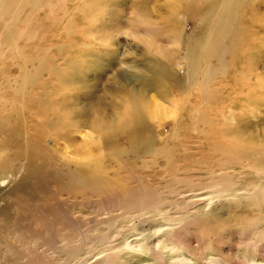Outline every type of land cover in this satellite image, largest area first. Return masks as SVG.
<instances>
[{
  "label": "rangeland",
  "instance_id": "obj_1",
  "mask_svg": "<svg viewBox=\"0 0 264 264\" xmlns=\"http://www.w3.org/2000/svg\"><path fill=\"white\" fill-rule=\"evenodd\" d=\"M74 2L72 0L67 4L69 9L61 4L55 7V20L42 15L38 23L32 21L30 25L32 10H25L19 25L23 34L20 47L24 50L8 52L9 60L0 61V102H3L0 103V176L7 175L11 179L4 188L0 186V264H169L176 258L179 248L195 264H206L204 257L210 253L220 255L228 264H251L255 260L264 263V178L241 159L248 149H264V87L254 86V79H248L256 73L264 74L262 28L258 23L252 25L248 16V25L252 28L247 37L253 39L251 36L255 34L253 36L258 35L256 38L261 40H250L248 48L235 56L240 61L242 58L247 60L251 51H260L258 72L255 70L248 74L246 71L237 76L238 70L236 73L215 70L209 76L218 80L207 79L206 89L194 90L189 98L193 105H198L201 101L199 95L211 96L212 111L204 120L214 124L215 139H211L212 143L198 131L200 126L206 129L204 131L211 130L207 122L198 120L203 106L196 113L192 111L196 120L186 132L187 139L183 138L180 143L178 137L172 136L180 131L177 125L182 122V115L176 116L174 121H164L165 128L162 129L155 124L160 120L152 119L144 110L143 120L134 136L138 145L148 137H154L155 147H159L161 142L157 138L161 133L163 138H170L171 145L176 144L178 151L175 163L166 157L151 161L155 153L115 156L114 149L122 146L129 148V142L124 135L126 132L118 130L111 118L115 116L116 106L122 102L126 91L140 87L142 76L152 82V85L143 88L149 95L148 99L150 96L158 98L170 113L174 112L173 107L179 102L185 109L182 84L174 91L169 87L174 80L165 72L152 67L148 69L155 54L145 49L141 36L146 32L138 30L134 23L138 24L142 17L149 19V13L133 7L132 0H86L82 9L86 10L91 20L95 19L90 22L76 9L79 0ZM149 2L147 8L153 10L149 20L155 21L161 28L152 31V34L167 50L169 57L173 54L178 58L179 68L175 70L180 69V75H183V61L187 56L184 35L178 40L179 45L173 44L161 24V17L166 18L170 14L168 4L171 0ZM205 3V0L199 1L195 8H189L191 16L186 17L185 13L179 15L183 17H179V22L185 26L187 34L193 35L197 31L201 8ZM257 4L256 8L264 15V3ZM181 19H186L184 24ZM36 26L38 29H33L36 34L31 40L27 39L31 36L28 32L32 33V27ZM94 26L93 34L96 36L92 38L88 29L91 32L90 27ZM83 27L87 29L82 31ZM89 52L100 54L105 64L97 68L92 66L85 73L82 71L86 67H70L72 63L81 64V55ZM129 52L132 56L128 55ZM47 56L50 57L48 60ZM174 57H170L171 62H174ZM228 59L232 60V57ZM212 64L220 67L216 59H211ZM240 65L242 69L243 64ZM240 65L235 64L233 68ZM82 76H87L85 86L75 85L77 78ZM243 76L244 81L238 82L237 77ZM93 86L96 88L91 103L96 102V107L104 109L105 117L97 115L94 123L64 128L62 107L66 106V94H71L69 111L71 117H75L78 98L84 97V93ZM81 100L88 106L87 99ZM253 105L256 107L255 114L249 110ZM231 108L233 116L229 113ZM220 109L222 112H219ZM100 119L112 122L106 133L99 134L96 130ZM246 125L254 128L257 137H249L253 130L249 127L243 137L240 136V127L245 128ZM77 130H82L83 134L92 133L93 141H89L82 150L79 147L83 143V135H77ZM55 132L58 134L52 135ZM219 141L234 149L231 157H226L216 148L215 143ZM183 143L185 147H182ZM91 160H100L103 167L105 162L106 176L119 181L121 186L139 189L142 197L149 195L152 203L161 201L160 204H163L160 208L168 216L154 207L132 213L131 224L126 228L129 232L126 241L131 243L132 250L121 249L124 239L117 240V230L104 237L107 223H99L98 219L106 216V209H102L100 196L94 194L89 198L88 194L70 190L67 184L65 173L88 169L87 163ZM219 172L221 175L222 172L232 175L223 177ZM221 179L237 182V191L226 194V199L214 197L213 204L206 209V202L201 199L210 197L216 191L194 190ZM253 187L259 188L261 195L252 202L247 194L253 192ZM246 197L249 199L246 200ZM120 215L115 208V223L120 225L117 229H121L124 223ZM169 219L174 225H171L173 232H158ZM174 221L177 223L174 224ZM69 234L73 237L71 240L67 238ZM160 237L165 238L166 247L157 248ZM140 243H145L141 253L138 252ZM111 245L118 246L111 252L105 251Z\"/></svg>",
  "mask_w": 264,
  "mask_h": 264
},
{
  "label": "bare ground",
  "instance_id": "obj_2",
  "mask_svg": "<svg viewBox=\"0 0 264 264\" xmlns=\"http://www.w3.org/2000/svg\"><path fill=\"white\" fill-rule=\"evenodd\" d=\"M71 1L72 0H0V61L9 60L10 54L8 52L15 53V52L24 50V48L20 47V41L23 38L22 37L23 34L22 32L19 31V25L22 22L23 12L25 10L27 9L32 10V15L30 16L31 20L28 24L30 25L32 21L33 23H36V22L38 23L42 15L45 17H48L49 19L55 20L56 16L54 13V8L59 6L60 4H61L60 6L67 8V4ZM149 1L150 0H132V3H133V7H137V8H140L141 10H144L146 14L149 13L148 18L150 19V16H152L153 10H150L149 8H147L150 3ZM199 1H203V0H171L170 4H168V8L170 9V14L166 18L161 17V24L163 25L164 28H166L165 31L167 32L170 39L172 38L171 40L173 44H177L181 35L182 34L184 35L183 37L185 38V42H186L185 49L187 50L186 51L187 56H186V60L183 61V65H184L182 67V69L184 70L183 75H180V71H179L180 69L175 70L176 67L179 68L177 66V64H179L178 58L174 57V55L172 54L171 56L174 57V62H171L170 60L171 56L169 57L167 55L168 54L167 50L165 51V48L158 43L155 35L152 34V31L161 29L157 25V23L155 21L151 22L149 19L143 18V17L140 19V21H138V24L137 22L134 23L137 25L138 30H145L146 32L144 35L141 36L145 49L149 53L155 54V59L152 61V66L149 64L148 69L151 70V67H152V69H157V70H161L162 72H165L166 76L174 80L173 84L169 85V87H171L172 90L174 91L178 87H180V85L182 84V87H183L182 93L185 96L184 97L185 109L184 107H181L182 104L179 102L177 103L176 106L173 107L175 109L174 112L170 113L168 109H166V107H164L163 104L159 102L158 98L150 96L148 99L149 95L147 94V92L143 91V88L149 87L150 85H152V82L147 77L146 79H144V76H142L139 79V83H140L139 88H133V89L130 88V90L128 91L125 90L126 93H125L124 98L122 99V102L118 105L116 104L117 106H116L115 116L111 117L113 121L116 122L115 126L117 127V129L126 132L124 135L127 136L128 138L127 141L129 142V145H128L129 148L127 146L115 148L114 149L115 156H123L129 153L139 155L141 152H145V154L155 153L154 156L152 155L151 161L156 160V158L158 157L159 158L166 157V158H170L173 161V163H175L176 162L175 155L177 154L178 151L176 152V148H175L176 144L175 145L170 144V141H169L170 138L169 139H166L165 137L163 138L160 133V136L157 138V140L161 142L159 147L158 146L155 147L156 141L154 140V137H148L146 140L141 141L140 145H138V143L134 140L136 130L140 126V123L143 120L144 110H145V114H148V116L150 115L149 117H151L152 119L160 120L159 122L157 123L154 122V123L161 126L162 129L165 128L164 121H166L167 119H171L172 121H174L176 119V116H178L179 114L182 115V122L177 125V130L179 131L180 129V131L178 132V134H175V135L172 134L174 135L172 136V138L178 137L177 139L180 140V141L178 140L180 143L183 140V138L187 139L186 132L188 131L192 123L195 122L196 120L195 117L194 118L192 117V111L196 113L197 110L203 106L202 113L200 114L199 112V115H198L200 116V119L198 120L199 121L201 120L203 122H207V120H204V119H207V116H209L210 111H212V107L210 106L213 104V102H212L210 95H206V96L199 95V99L201 101H199L198 105H193L189 101V98H191V94L194 90H196V92L205 90L207 86L206 85L207 79L216 78L213 76H209V74L213 73L215 70H219L220 72L231 71L233 73L234 72L236 73V70H238V73H236L237 76H241V74H243V72H246V71H248V74L251 71L254 72L255 70L258 72L257 64L259 61L258 58H259L260 51L258 52L257 50L251 51L250 54L248 55L247 60L242 58V60L240 61V59L239 60L236 59L235 56L238 52L240 51L242 52L243 50L248 48L247 44L250 40L255 39L256 36L258 38V35L253 36L255 34L251 36V37H254L253 39L247 37V35H250V30L252 28L251 25H248L249 23V20L247 19L248 16L252 22V25H255L254 23H258L259 27H261L262 31L264 32V15L261 14L263 12L260 13L258 9L256 8V3L258 4L264 3V0H225V1L205 0L206 1L205 5L202 8L200 7L202 11L198 19L197 31L193 35H190L186 33L185 26H183L179 22V17L180 18L182 17L179 15L185 13L186 17L191 16L192 10H190L189 8H195L196 4H198ZM75 2H78V0H75ZM85 2L86 0H79V5L78 6L75 5V7L78 10V12H81V14L83 15V18L85 17L87 18V20L92 22L95 19L91 20V18H89L88 14L86 13V10L82 9V4ZM259 5H262V4H259ZM249 9H251V11H249ZM183 20L186 21V19H181L182 23H183ZM83 26H85L84 23H83ZM84 28L86 27H83L82 31H85L87 29V28L86 29ZM33 29H38V26L32 27V30ZM90 29H91V32H89V29H88V35L91 34V36H93L92 38H94L96 36L95 34H93L95 26L93 28L90 27ZM29 33L31 32H28V35H31V36L28 37L27 39L31 40L32 35L36 34V30H33L31 34ZM257 38H256L257 41L261 40L260 37L259 39ZM82 45L86 46V44H82ZM177 51L179 52L178 49ZM131 52H129L128 55L132 56L130 54ZM255 52L257 53L254 54ZM99 55L100 54L96 52H89L86 54H82L81 61H80L81 64L76 62L75 64L72 63V65L70 64L71 66L70 65L69 66L73 67L74 65H78V66L81 65L80 67H86L82 71L85 73V70L90 69L92 66H94V68H97L105 64L104 62H102V56H99ZM229 57H232V60H229L228 59ZM49 58L50 57L47 56V60ZM164 58H167V59H164ZM212 58L218 61V63L220 64V67H216L214 64L211 65ZM235 64H237V66L240 64H243V68L241 69V65L237 68H233ZM43 65H46V64L44 63ZM222 67L224 68V70ZM229 67H231V69H229ZM262 69H264V67ZM259 70L261 71V69ZM86 77L87 76L78 77L75 85L77 86L84 85L86 81ZM248 79H254L253 81L254 86L261 85L264 87V74L256 73V75H253L251 78H248ZM248 79L247 81H249ZM237 81L238 82L244 81V76L242 78L237 77ZM95 88L96 87L94 86L91 87L90 90H87V93H84V97L81 96L78 98L79 100L74 108L75 117H71V113L69 111V108H71V94L69 93L66 94V98H65L66 106L62 107L64 109V121L62 122L64 124V128H67L69 126H71V128L72 127L78 128V126L80 125H86L90 122L94 123L97 115L105 117L106 115L105 110L100 109V107H96V102L91 103L93 100ZM1 95H2V92L0 93V99H1ZM81 98L82 99L84 98L85 100L87 99L86 102H88V106H86L87 103L83 104L82 102L83 100H81ZM65 101H64V105H65ZM0 103L2 104L3 102H0ZM180 107L183 108L184 110L181 109ZM230 110L231 112L229 113H231V116H233L234 112L232 111V108ZM249 110L251 111L252 114H255V111H256L255 105H253V107ZM220 111L222 112L221 109L219 110V112ZM187 116L189 117L188 120L186 119ZM110 125H112V122H105L103 121V119H100L99 123L95 127H96L97 132L99 134H102V133H106V130H108ZM172 125H174V122ZM182 125L184 128L182 127ZM207 125H208V129H211L210 131H204L206 129H201V126H200V129L198 128V131H201V134L205 136L208 140H210V142L212 143L211 139L212 140L215 139L214 138V124L208 121ZM248 127L253 129L252 131H250L249 137L251 138L257 137V132H255L253 127H250L248 125H246L245 128L240 127V136L243 137V134L245 131H247ZM88 132L89 133L83 134L82 130H77V133H76L77 135H81V134L83 135V143L79 147V150H82L86 146V144L89 143V141H93L92 133L90 131ZM57 134H58L57 132L52 133V135H57ZM182 135L185 137H182ZM68 142H71V139H68ZM215 146L226 157L228 155H230V157L233 155L234 149L229 144L223 145L219 141L215 143ZM182 147H185L184 143ZM141 149L143 150L141 151ZM91 153L92 154L94 153V149L92 150ZM241 159H243L244 162H247L248 165H250V167L254 169L261 176V178H264V149L263 148L260 147V148H257L256 150L248 149L247 151L243 152ZM171 160H168V161L170 162ZM101 163L102 162L100 160H91L87 163L89 164L88 169L66 172L65 176L67 177L66 179L67 184L69 185L70 190L75 189L77 191L82 192L83 194H88L89 198L90 197L92 198L94 194H97L98 196H100L99 198L102 200L100 201L102 203V207H103L102 209L104 208L106 209L105 210L106 216L98 219L99 223H102V222L107 223V228H106L107 232L105 231L103 232L104 237L105 235L109 237L110 233L113 230L114 231L117 230L116 235L117 234L119 235L117 240H119L120 238L124 239L123 242L121 243L122 245L121 249H131L130 248L131 243L126 241L127 239L126 236L129 233L127 232L126 228H128L131 224L130 222L132 221V217L134 216L132 213H134L135 210L137 211L145 210L149 207H154L155 210L159 211L160 213H162V215H164L165 211L163 212L162 209L160 208L163 204L162 205L160 204L161 201L154 204L150 201L151 197L149 195L142 197L139 189L132 190V189L126 188L125 186H121L118 183L119 181L108 178L106 176L107 174L106 166L107 165L104 162V167H103ZM173 165H176V164H173ZM220 173L221 172H219L218 174ZM230 175L232 174H230L229 172H222L221 176L225 177V176H230ZM10 180H11L10 176L1 175L0 176V186L4 188V186L10 183ZM179 182L181 183V181ZM189 184L190 182L186 185H189ZM236 184L237 182L235 181H229L228 179H223V180L221 179L219 181H211L207 183L206 185L207 187L197 188L194 191L195 192L202 191V190L216 191L212 194L210 193L212 197L211 196L204 197L203 199H201L202 202H206L205 208L208 209L209 207H211V204H213L214 197H217V198L223 197L226 199V194L229 195L230 192H236L237 191ZM195 185L199 186V184H195ZM254 187L252 188L253 192L247 194V196L250 197L252 202L256 201V199H258L261 195V193L259 192L260 189L254 188ZM233 195L235 194L233 193ZM155 198L157 199L156 196ZM248 199L246 197V200ZM115 208L118 209L119 213L121 214L120 216L122 220L124 221V223L121 225V229H117L120 225L116 226V223H115L117 220V219L115 220V216H113V210H115ZM184 215L187 216L186 213ZM169 218H172V217L169 216ZM170 221L171 220L169 219V222ZM172 221H173V218H172ZM169 222L167 221V223H164L161 228L159 227L160 229L158 230V232L167 231L168 233H172L173 232L172 226L174 225H172L171 222L170 223ZM175 223L177 222L174 221V224ZM113 225L116 228H114ZM69 237H70V240L73 238L70 234L69 236H67V238ZM164 240H165L164 237L163 238L160 237L157 239V243H156L157 248L166 247L167 244L165 243ZM142 242H145V241L143 240ZM144 244L143 243L139 244L140 249L138 247V252L141 253L144 251V246H145ZM118 245H111L105 248V251L110 250L111 252L114 248H117ZM177 252L178 254L176 255V258H174L169 264H195V262H193L188 257V255L185 254L183 249L179 248ZM204 258H205L204 261L206 264H228L226 261H224L221 258L220 255H217L215 253H210V255L205 256ZM31 263L32 262H30V264ZM251 264H264V263H261L255 260Z\"/></svg>",
  "mask_w": 264,
  "mask_h": 264
}]
</instances>
